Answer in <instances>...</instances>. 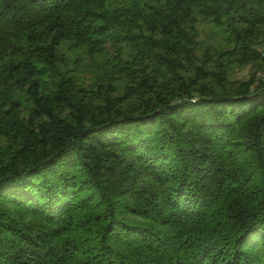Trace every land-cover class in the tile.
Listing matches in <instances>:
<instances>
[{
	"label": "trees",
	"instance_id": "1",
	"mask_svg": "<svg viewBox=\"0 0 264 264\" xmlns=\"http://www.w3.org/2000/svg\"><path fill=\"white\" fill-rule=\"evenodd\" d=\"M0 264H264V0H0Z\"/></svg>",
	"mask_w": 264,
	"mask_h": 264
},
{
	"label": "rangeland",
	"instance_id": "2",
	"mask_svg": "<svg viewBox=\"0 0 264 264\" xmlns=\"http://www.w3.org/2000/svg\"><path fill=\"white\" fill-rule=\"evenodd\" d=\"M225 33L223 32V30L219 27H217L216 25L214 24H200L199 25V40L201 41H206L207 42H210V43H216V44H220V45H223L224 44V40H225ZM68 63H69V67L70 69L73 68V55L72 54H68ZM249 68H246V69H238V68H235L233 70V73L231 74V77L233 79H241V78H247L249 76ZM90 79L87 80V82H89ZM123 84H119V86H122ZM22 101H23V107H22V110L24 112L27 111V107L29 105V103L27 101H24V96L21 95L20 96Z\"/></svg>",
	"mask_w": 264,
	"mask_h": 264
}]
</instances>
